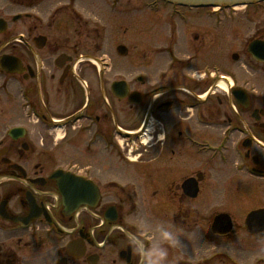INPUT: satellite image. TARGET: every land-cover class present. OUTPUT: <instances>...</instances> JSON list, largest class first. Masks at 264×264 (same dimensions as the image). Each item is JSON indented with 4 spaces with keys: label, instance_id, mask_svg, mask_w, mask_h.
<instances>
[{
    "label": "flooded vegetation",
    "instance_id": "obj_1",
    "mask_svg": "<svg viewBox=\"0 0 264 264\" xmlns=\"http://www.w3.org/2000/svg\"><path fill=\"white\" fill-rule=\"evenodd\" d=\"M167 11L0 0V264H138L129 238L150 243L143 219L182 228L171 264H264V239L245 227L264 210V94L237 67L246 45L230 46L225 12ZM241 89L247 106L233 98ZM120 134L144 147L119 152ZM217 166L229 172L221 236L205 209ZM70 177L92 182L77 205L59 193Z\"/></svg>",
    "mask_w": 264,
    "mask_h": 264
},
{
    "label": "rangeland",
    "instance_id": "obj_2",
    "mask_svg": "<svg viewBox=\"0 0 264 264\" xmlns=\"http://www.w3.org/2000/svg\"><path fill=\"white\" fill-rule=\"evenodd\" d=\"M149 0H133V5H134V11L136 12L138 9L144 8V3H146ZM143 6V7H142ZM166 13L163 14H168V9H165ZM233 12L236 13L235 17H234V21L232 22H228L227 25H229V29L230 31H235L238 32V35H231L229 41H230V46H234V45H238V43H248V41H251L253 39V37H257L258 39L264 40V4L261 5H255L254 7H251V9H237L234 10ZM160 15V14H159ZM142 17V16H141ZM136 18H138V16H136ZM151 18V16H150ZM160 18V17H158ZM165 18V15L162 16V20ZM195 21V20H194ZM198 23V22H197ZM140 30V29H139ZM136 31V30H135ZM223 30H217V33H221ZM215 32V34H216ZM158 33V29L155 26L154 28H151L150 30V37H148V39H150L149 41L152 42L154 41V39L156 38V35ZM139 38L142 39L141 34L139 33ZM228 41V42H229ZM236 50V49H235ZM232 51V49H231ZM207 61L209 62H215L217 63L218 61V54H216L215 52L211 55V57H209L207 59ZM240 63L244 64L245 66L239 65L237 64V67L239 68V71H242L241 68H243V72H245L244 68H246L247 72H246V83L248 84V82L250 83L251 87H254L256 89L261 88V90L263 91L262 94H264V68L256 65L252 60H250V58H244L241 57ZM119 74H125L126 69L124 67H126L124 64H118L116 65ZM238 68H232L235 70H238ZM125 69V70H124ZM254 71L256 72V77H254ZM264 96V95H263ZM120 147H118L119 152L125 151V148L127 149L125 142H120ZM118 145V146H119ZM80 150H75V154H79ZM232 155V153H230ZM233 156V155H232ZM232 160V159H231ZM75 165L78 166V162H72ZM233 165H231L229 168H227L226 170H233L234 164L235 162H232ZM221 166V165H220ZM189 167L191 168V165L189 164ZM197 167L200 169L201 166L199 164H197ZM193 168V166H192ZM216 175H218L219 179L214 177V180L217 179V182L219 184V186H221L222 182H226L227 181V176L226 174H229V172L225 171L223 172V168L217 166L215 168ZM247 181V180H246ZM220 187L215 188L216 189V193L213 196V198L217 195L220 194L221 192L219 191ZM225 201H228V197L225 196ZM231 200V199H230ZM219 201H221V198L218 199L217 201H215V199H213V203L211 206H209V208H205L207 210L208 213H211L215 210H221L222 208L220 207ZM218 204V205H217ZM251 208H255V206L251 207ZM250 208V209H251ZM207 213V214H208ZM200 243V241H199ZM264 247V246H262ZM211 249V251L214 252H219V251H223L224 249L221 246L220 242H214L213 245H211L209 247ZM252 259V257H251ZM250 261V257H248V259L245 261L246 264H248Z\"/></svg>",
    "mask_w": 264,
    "mask_h": 264
},
{
    "label": "clouds",
    "instance_id": "obj_3",
    "mask_svg": "<svg viewBox=\"0 0 264 264\" xmlns=\"http://www.w3.org/2000/svg\"><path fill=\"white\" fill-rule=\"evenodd\" d=\"M141 227L152 233L151 241L147 246L141 236L129 238V244L138 258V264H171L169 259L170 248H181V236L184 235L182 228L171 222L160 220L149 222V219L140 220ZM198 235L191 234V238Z\"/></svg>",
    "mask_w": 264,
    "mask_h": 264
},
{
    "label": "water",
    "instance_id": "obj_4",
    "mask_svg": "<svg viewBox=\"0 0 264 264\" xmlns=\"http://www.w3.org/2000/svg\"><path fill=\"white\" fill-rule=\"evenodd\" d=\"M167 2L175 3L180 6H193V7H235L241 5H248L255 2H260L262 0H165ZM249 53L253 59L257 62L264 63V44L263 43H254L249 48ZM68 183L69 185H64L63 183L58 184L59 192L62 196L63 201H72L74 204L82 202L83 199V190L86 191V187L81 186L77 180L71 179ZM250 221V227L256 228L263 226L264 223V213H255L248 218ZM226 221L224 218H218L214 225V231L219 233H224L227 231L225 228ZM255 226V227H254ZM251 233L259 232L257 230H251ZM258 234V233H256ZM260 234V233H259ZM264 235V232H263Z\"/></svg>",
    "mask_w": 264,
    "mask_h": 264
}]
</instances>
